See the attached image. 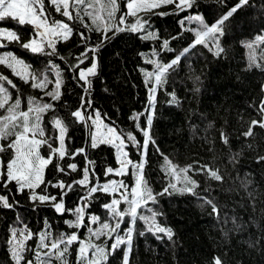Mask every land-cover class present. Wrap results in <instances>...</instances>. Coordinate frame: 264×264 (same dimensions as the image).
<instances>
[{
    "label": "trees",
    "instance_id": "16d2710c",
    "mask_svg": "<svg viewBox=\"0 0 264 264\" xmlns=\"http://www.w3.org/2000/svg\"><path fill=\"white\" fill-rule=\"evenodd\" d=\"M238 2L194 0L192 7L184 11L176 9L174 4L162 6L153 11L169 14H149L151 27L145 25L147 31L156 33L158 39H139L144 33L125 31L113 35L109 32L108 36L112 38L105 40L95 53L89 49L100 43V34L75 24L74 27L85 32L89 39L81 40L76 32L67 41L57 39L56 47L60 56L66 59L33 54L15 41L4 43L6 47L0 48V55L10 51L31 64L33 69L43 71L53 81L47 86L48 90L54 89L56 75L55 69L48 68L47 62L51 60L60 67L63 83L58 101H52L39 89H33L30 83L12 75L11 70L4 65H0V73L17 85L18 92L16 89L10 91L13 100L17 95L22 98V107L26 106L29 97H43L44 102L54 104L55 111H47L43 115V122L48 136L53 138L58 136V130L50 122L54 117L62 118L69 125L65 139L69 152L89 143V129L76 121L71 112L79 109L82 102L90 101L89 112L99 111L105 125L114 124L118 131L131 132L140 143L145 139L140 129L149 131L155 143L148 144L144 176L154 194L163 192L170 181L176 183L177 188L182 186L162 170L164 156L180 168L193 165L194 171L188 175L200 185L196 192L200 197L212 200L218 213L213 212L211 205L205 204L203 199L187 193L180 194L170 189L158 195L157 202H149L146 208L161 214L157 216V222L171 228L173 236L168 239L164 233L153 234L147 230L144 221L138 219L132 225L129 217H125L120 234L123 235L128 227H134L129 264H214L215 258H219L222 264H264V160L260 159L264 157V128L253 126V134L244 135L252 120L262 118L259 108L264 101V68L248 65L243 45L264 34V0H248L225 22L224 34L218 36L219 46L223 49L218 56L215 55L217 48L211 42V51L202 44L190 47L195 39L194 32L184 30L179 23L183 19L185 28L195 29L198 25L189 23L188 16L201 15L206 22L211 23ZM123 10L126 11L125 8ZM52 11L57 19L66 20L56 14L54 9ZM128 19L133 21L132 17ZM0 27L18 33H25L29 28L10 19L0 21ZM30 34L27 32V35ZM27 35L22 36V39H26ZM164 40L170 41L169 47L173 51L162 49ZM185 48L190 50L175 66V71L169 70L167 83L157 89L154 106L150 105L149 88L152 84H145L144 71H153L155 66L145 63L144 57L150 56L151 59L168 63ZM153 50L159 55L151 56ZM85 51L89 59L80 68L90 66L93 56L98 64L97 74L87 77L91 81L87 92L84 88L88 86L78 80L79 68L73 71L69 66L77 64L76 57ZM172 93L175 94L176 102L172 101ZM134 114H139L138 121L132 118ZM149 116L152 119L150 127L147 123ZM221 133L227 137V144L223 142ZM54 146L58 147V141L54 142ZM86 151L89 159L95 161L94 171L99 181L103 183L113 179L111 174L104 175V169L108 166L117 168L114 148L101 144L96 149L87 148ZM125 151L129 153L130 159L140 161V150L130 142ZM40 152L46 155L47 146H42ZM9 155L10 152L3 154L4 159ZM62 163H76L78 170L71 172L69 169V176L61 173L53 175L49 165L45 179L68 181L82 178L80 169L86 164L83 155H66ZM203 165L218 170L222 180L217 181L210 178L206 171H199ZM127 171L129 174L122 179L131 185L134 183L131 167ZM8 187L14 193L9 198V203L14 206H0V264H15L9 254L8 244L13 229L19 231L27 228L35 234L45 230L47 221L51 225L53 238L61 233L77 232L81 238L87 239L86 228H69L65 223L66 220L75 219L71 213L61 215L49 202L33 201L27 190L15 193L14 183ZM44 187L41 185L36 192L40 193ZM6 191L0 188V192ZM60 192L59 188L49 185L44 194L56 195L59 199ZM85 195L84 187L74 185V190L64 197L65 207L74 209L83 206L81 198ZM111 199L113 196L109 194L95 193L85 208V223L91 215L100 218L99 223L90 225L93 228H99L103 222L114 223L110 220V213L103 207ZM120 207L125 208L126 205L121 204ZM146 208L138 211L150 216ZM141 232L144 234L141 235ZM93 239L99 244L106 237ZM37 242L34 235L25 243L34 248ZM112 242L108 240L109 245ZM124 247L121 245L108 258L107 264H122ZM77 248L76 243L71 246L68 264H75ZM28 259H34L33 252H26L21 264H27ZM53 264H59V261H53Z\"/></svg>",
    "mask_w": 264,
    "mask_h": 264
},
{
    "label": "snow or ice",
    "instance_id": "6c2138e0",
    "mask_svg": "<svg viewBox=\"0 0 264 264\" xmlns=\"http://www.w3.org/2000/svg\"><path fill=\"white\" fill-rule=\"evenodd\" d=\"M194 0H0V21L11 20L15 21L20 26H29L25 33L8 30L0 27V39L15 41L20 47L30 51L33 54L47 57H57L66 59L60 56L56 47L57 39L60 38L67 41L76 32L81 40H88L89 37L85 32L75 28V24L81 25L89 32H97L100 34V43L89 51L95 53L105 40L111 39L108 36L109 32L113 35L120 32H131L133 34L144 33L139 36L141 40L158 39L156 33L147 31L145 25L149 24V14L152 15H168L169 13H156L153 10L165 5H175L179 11H184L191 8ZM225 0H217V3H224ZM248 0H239V2L227 9L219 19L214 22H206L201 15H190L187 17L189 23L195 22L198 27L195 29L185 28V20L179 23L186 31L194 32L195 39L190 47L196 45H204L209 47V42L217 48L215 55H220L223 49L219 46L218 36L224 34L225 22L237 11V9ZM126 8L127 11L123 9ZM66 18V20L57 19L52 11ZM140 13L144 15L141 16ZM87 17V21L85 18ZM129 17L133 21H129ZM71 22V23H69ZM30 32V35H27ZM22 39V36H26ZM38 38V39H37ZM178 37H173L176 39ZM170 41L164 40L161 47L166 51H173L169 47ZM257 44H264V36L256 37ZM6 45L0 43V48ZM248 47L253 49L254 44H249ZM190 50L185 48L177 54L168 63L159 60L151 59L150 56H145V63L154 65L153 71H144L145 84H152L149 88L150 105L154 106L155 93L158 88H163L167 83V75L169 70L175 71V66L178 65L181 58ZM143 55V54H141ZM159 53L153 50L151 56H158ZM78 63L69 65L73 71L79 68L78 80L84 81L88 87L84 88L87 92L91 87V81L88 76L97 74L98 64L95 56L91 57V64L86 68H80L85 60L89 59L87 52H81L76 57ZM253 65L264 68V65L256 64V56L251 57ZM0 65H4L11 70L12 75L19 77L25 83H30L33 89H39L44 93V96L49 97L52 101H58L62 95L61 86L63 83L61 69L54 62H47L48 68L55 69V87L48 90L47 86L53 81L49 80L48 76L40 70H35L32 65L26 63L23 59L14 55L12 52L0 55ZM143 71V70H142ZM77 77H74V79ZM198 79V78H197ZM83 87V85H82ZM10 89L19 91L17 85L6 75L0 73V188L6 189V192H0V206L4 208H12L14 205L9 203V198L14 195L13 190L8 186L15 185V193H24L28 191V196L33 201L39 200L41 203L49 202L55 211L61 215L66 212L71 213L75 217L74 220H66L65 223L69 228H86L88 232L87 239L81 238L77 232L61 233L55 238L52 237L51 225L45 221V230L37 233H32L27 228L13 229L11 239L8 241L10 245L11 257L15 264H21L25 260L26 252H33L34 259H28L27 264H53V261H59V264H68V255H70L71 246L78 244L75 264H107L108 258L112 256L121 245H124L122 264H129V257L132 251V235L134 227H128L123 235L120 234L121 224L125 217H129V222L134 225L139 219L144 221L147 230L156 233H164L168 239H171L173 232L171 228L161 226L157 222V216L161 215L157 211L146 206L151 203H156V197L163 195L166 192H179L180 194H190L204 200L205 204L211 205L212 211L218 213V209L212 200L200 197L196 189L200 187L199 183L188 175L190 171H194L193 165L180 168L173 164L167 156H164V166L162 170L165 174L171 175L182 186L177 188L176 183L169 182L168 186L161 193H153L149 186L148 180L144 176V168L147 163V148L151 140L147 129H140L145 137L143 143H140L137 138L131 133H124L117 129L113 124L111 126L104 125L106 134H100L102 117L99 111L89 112L91 102H82L79 109L73 110L71 116L76 121L82 123L89 129V143L85 147L69 152L66 144V133L69 125L60 117H54L50 122L54 129L58 130V136L50 137L47 134V128L43 122V115L49 111H55L54 104L44 102L43 97H29L26 106L22 107V98L17 95L12 99ZM172 101L176 102L175 94L172 93ZM83 101V98H82ZM87 105V106H85ZM80 109H83L81 111ZM259 112L261 113L260 120H252L245 136H251L252 127L259 126L264 128V101L261 102ZM134 120L139 119V114H134ZM91 121V124L88 122ZM148 126H151L152 119L149 116L147 119ZM95 127L96 131H92ZM137 128L140 126L137 123ZM221 137L225 144L228 143L227 137L221 133ZM70 139V137L68 138ZM58 141V147L54 146V142ZM128 142L133 147L140 150L141 159L135 162L129 158V153L125 151L128 147ZM101 144H109L116 149V160L120 167L118 169L111 166L104 169V175L114 174L116 176L128 175V168L131 167V175L134 177V183L128 184L123 179L108 180L103 183L99 181L97 173L94 171L95 161L89 159L86 149H96ZM47 146L48 152L42 155L40 149L42 146ZM159 151V149H157ZM10 155L5 160L3 154ZM74 157L75 155H83L86 164L81 166L82 178L72 180L52 181L45 179V171L49 165L52 167V174L61 173L65 176L71 175V172H76L78 166L76 163H62L65 156ZM163 155V154H161ZM264 160V157H260ZM71 170L69 172L68 170ZM199 171H206L210 178L217 181L222 180L218 174V170H214L207 165L200 167ZM41 185L45 187L40 193L36 192ZM51 185L61 190L59 199L56 195L44 194L46 188ZM74 185H80L86 189V195L82 197L83 206L69 209L65 207L64 197L70 191L74 190ZM91 185V186H89ZM97 192H103L111 196L117 197L105 203L103 207L110 213V220L114 223H100L99 228H93L90 225L100 222V218L96 215H91L87 223H85V208ZM15 203V202H14ZM126 205L121 208L120 205ZM146 208L151 213L150 216H145L138 210ZM141 235L144 233L141 232ZM37 238V243L34 248L28 247L26 241ZM101 237H106L101 243H95V240H101ZM160 238V237H157ZM108 240H112L111 245ZM62 246V247H61ZM46 250V251H45ZM214 264H222L219 258L214 259Z\"/></svg>",
    "mask_w": 264,
    "mask_h": 264
},
{
    "label": "rangeland",
    "instance_id": "374dc122",
    "mask_svg": "<svg viewBox=\"0 0 264 264\" xmlns=\"http://www.w3.org/2000/svg\"><path fill=\"white\" fill-rule=\"evenodd\" d=\"M177 2H179V0H177ZM126 9V8H125ZM126 11H127V9H126ZM261 36H264V34H262ZM38 39V38H37ZM54 39H60V38H55L54 37ZM7 42H9L8 40H3V39H0V43H7ZM249 44H254L255 45V47L253 48V49H250L249 47H248V45ZM244 47H245V51H246V57H247V62H248V65L250 66V67H252V66H256V65H253L252 64V62H251V59H250V57L253 55V54H255V56H256V64L258 65V64H264V44H257L256 43V37L253 39V40H251V41H246V42H244ZM89 124H91V121H89L88 122ZM98 123H100L101 124V127H100V134H106V128L104 127V122L101 120V122H98ZM92 131H96V129H95V127H93L92 128ZM109 145V144H108ZM112 147V146H111ZM114 148V147H113ZM114 150H115V160H116V149L114 148ZM116 163H117V168L116 169H118L119 167H120V165H119V163L117 162V160H116ZM130 167V166H129ZM111 175H113L114 176V178L113 179H116V180H121L122 179V177L123 176H116V175H114V174H111ZM112 180V179H111ZM113 198H117V197H114L113 196ZM10 239H11V237H10ZM9 254H10V256H11V252H10V245H9ZM12 258V257H11ZM13 260V259H12ZM13 262L15 263V261L13 260Z\"/></svg>",
    "mask_w": 264,
    "mask_h": 264
}]
</instances>
